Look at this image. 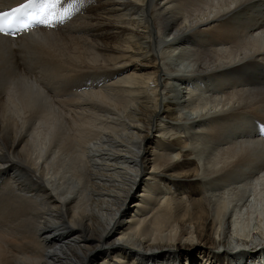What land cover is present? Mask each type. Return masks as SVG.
Here are the masks:
<instances>
[{"label": "bare ground", "instance_id": "6f19581e", "mask_svg": "<svg viewBox=\"0 0 264 264\" xmlns=\"http://www.w3.org/2000/svg\"><path fill=\"white\" fill-rule=\"evenodd\" d=\"M60 5L0 35V264H264V0Z\"/></svg>", "mask_w": 264, "mask_h": 264}, {"label": "snow or ice", "instance_id": "6c2138e0", "mask_svg": "<svg viewBox=\"0 0 264 264\" xmlns=\"http://www.w3.org/2000/svg\"><path fill=\"white\" fill-rule=\"evenodd\" d=\"M58 0H24L9 19L0 15V34L16 35L35 25L51 26L58 22L56 5Z\"/></svg>", "mask_w": 264, "mask_h": 264}, {"label": "rangeland", "instance_id": "374dc122", "mask_svg": "<svg viewBox=\"0 0 264 264\" xmlns=\"http://www.w3.org/2000/svg\"><path fill=\"white\" fill-rule=\"evenodd\" d=\"M180 87V86H179ZM180 89V88H179ZM182 90V89H181ZM181 90H179L180 92H181ZM208 93H210V94H214V92H208ZM217 95H219V93H216ZM116 236V235H115ZM114 237V236H113ZM112 237V238H113ZM99 251H96L95 253H98Z\"/></svg>", "mask_w": 264, "mask_h": 264}]
</instances>
